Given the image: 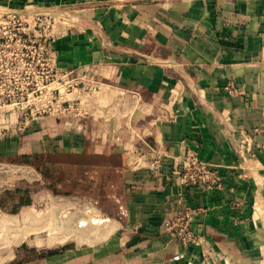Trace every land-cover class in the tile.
<instances>
[{"label":"crops","instance_id":"1","mask_svg":"<svg viewBox=\"0 0 264 264\" xmlns=\"http://www.w3.org/2000/svg\"><path fill=\"white\" fill-rule=\"evenodd\" d=\"M8 9L50 16L58 67L103 86L82 131L51 112L19 132L20 111L0 109V155L42 179L34 155H91L108 188L81 194L100 213L88 247L48 254L57 246L27 238L46 216L27 211L8 264H264V0H0ZM194 147L221 184L182 180ZM187 210L198 242L185 244L165 223Z\"/></svg>","mask_w":264,"mask_h":264},{"label":"rangeland","instance_id":"2","mask_svg":"<svg viewBox=\"0 0 264 264\" xmlns=\"http://www.w3.org/2000/svg\"><path fill=\"white\" fill-rule=\"evenodd\" d=\"M26 13L32 14V11ZM53 26H45L43 32L39 29L31 32L32 35L43 33V35L50 36L52 42L46 47V51H50V47H52V52L57 57V80L49 81L48 84L53 83L43 90L41 100L34 97L35 92H26L30 94V97H26L28 106L42 105L46 107V111L31 119V122H28L19 132L26 131L34 120L38 123L41 117L49 115L51 112L58 114L59 120L64 121L66 127H70L76 122L77 127L82 131L84 124L92 118L93 111L98 110L96 101H98L101 85L103 86L102 80L94 75H78L72 71L68 73L64 68L58 67V55L53 40L57 33H62L63 29L60 26ZM52 87L53 91H51ZM88 116L91 117L88 118ZM89 125L92 126V123L90 122ZM60 134L62 135V133ZM31 158L34 159V157ZM10 159L9 154L0 155V264L13 263L18 260V257L10 258L13 254H18L19 243L25 237L21 229L23 225L21 214L23 212L38 211L46 216L43 217V220H32L33 222L39 221L42 225L40 230H37L38 232H34L27 238L30 240L36 237L44 244L52 243L53 246H57L52 247L53 249L63 246L82 248L87 246L93 237H98L97 234L89 233V227L98 223L89 218V209H94V205L90 201L83 198L81 194L75 197L56 196L47 188V180L43 178L44 181L34 168L12 163ZM63 189L66 190L65 187ZM31 195L36 199L31 205L20 202L30 201ZM56 212L60 216L58 220L51 217V214L55 216ZM67 212H72L75 215V228L72 233H69L71 222L69 220L68 225ZM54 227L55 229H53ZM51 236L54 238L50 239ZM63 242H65L64 245H62ZM42 250L45 252L48 248H42Z\"/></svg>","mask_w":264,"mask_h":264},{"label":"built area","instance_id":"3","mask_svg":"<svg viewBox=\"0 0 264 264\" xmlns=\"http://www.w3.org/2000/svg\"><path fill=\"white\" fill-rule=\"evenodd\" d=\"M52 18L44 13H21L13 9L0 12V109L17 108L20 111L18 130H22L31 119L46 111L45 106H28L27 91L35 92L41 100L43 90L57 79V57L46 51L51 43L49 35H32V30L54 27ZM49 81H53L48 84ZM54 88H51L53 91ZM40 92V93H39ZM7 127L0 124V135ZM151 167H162V159L155 156L150 160ZM183 168L180 171L185 183L214 181L221 184L220 172L211 169L199 157L198 148H189L183 155ZM167 230L181 242H198L192 228V214L185 211L170 218L165 223Z\"/></svg>","mask_w":264,"mask_h":264},{"label":"trees","instance_id":"4","mask_svg":"<svg viewBox=\"0 0 264 264\" xmlns=\"http://www.w3.org/2000/svg\"><path fill=\"white\" fill-rule=\"evenodd\" d=\"M86 147L89 144L86 143ZM37 158L38 165L44 175V178L49 182L50 188L56 193L69 194L73 191L79 194L90 189V183L98 182L96 191L104 193L108 191L105 186L104 173L93 169L94 163L90 161L93 158L91 155H73L66 152H56L47 155H34ZM71 179V184L67 185V180ZM62 185V186H61ZM65 187L66 190L63 189ZM23 203V202H22ZM61 248L49 250L47 253L52 254L60 251Z\"/></svg>","mask_w":264,"mask_h":264}]
</instances>
